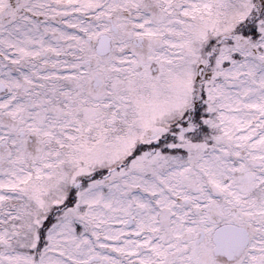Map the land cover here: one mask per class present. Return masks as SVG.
I'll list each match as a JSON object with an SVG mask.
<instances>
[{"label":"snow or ice","instance_id":"obj_1","mask_svg":"<svg viewBox=\"0 0 264 264\" xmlns=\"http://www.w3.org/2000/svg\"><path fill=\"white\" fill-rule=\"evenodd\" d=\"M0 264H264V0H0Z\"/></svg>","mask_w":264,"mask_h":264}]
</instances>
